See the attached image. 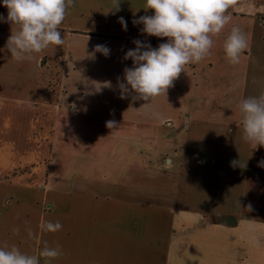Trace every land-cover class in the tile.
<instances>
[{
  "label": "crops",
  "instance_id": "1",
  "mask_svg": "<svg viewBox=\"0 0 264 264\" xmlns=\"http://www.w3.org/2000/svg\"><path fill=\"white\" fill-rule=\"evenodd\" d=\"M144 4L74 0L60 28L63 46L17 62L0 0V244L36 255L45 242L59 244L53 264H264V147L242 139L238 109L258 91L248 64L264 0L230 5L218 53L185 66L152 101L159 118L138 109L144 101L121 98L118 87L133 66L124 56L134 40L156 48L167 39L133 23L153 14ZM233 26L247 34L249 49L233 70L212 77L206 68L213 53L225 57ZM98 44L110 49L107 57L92 55ZM212 79L224 93L208 112L195 90L210 89ZM49 220L62 230L45 232L40 225Z\"/></svg>",
  "mask_w": 264,
  "mask_h": 264
},
{
  "label": "clouds",
  "instance_id": "2",
  "mask_svg": "<svg viewBox=\"0 0 264 264\" xmlns=\"http://www.w3.org/2000/svg\"><path fill=\"white\" fill-rule=\"evenodd\" d=\"M235 0H145L144 9L153 10L152 15L140 16L134 24H142L141 32L147 36L167 38L153 48L150 44L134 40L136 45L125 53L124 59H131L132 67L124 69L123 80L118 78L121 98L144 101L138 109L154 118L160 113L152 107V101L161 95L166 96L173 82L185 72V66L197 64L211 55L215 45L213 37H219L231 22L230 5ZM74 0H3L7 9L4 22L12 26L6 47L11 59L17 62L30 61L36 54L50 47H61L64 38L60 31ZM118 10V3L116 5ZM4 18L0 16V20ZM123 30L127 22L121 17L118 21ZM249 49V39L238 26H233L223 41L225 60L237 65ZM104 56L110 54L106 45L98 44L94 52ZM110 86V85H109ZM238 109L242 117V139L254 148L264 147V92L259 96L241 99ZM108 128H115V121H108ZM237 163L236 161L232 162ZM251 210V205L248 206ZM40 227L45 232L62 230L59 221H45ZM18 234L19 227H13ZM29 238L34 233L27 230ZM62 255L59 244L50 246L44 243L39 255L28 254L16 245L0 244V264H53Z\"/></svg>",
  "mask_w": 264,
  "mask_h": 264
},
{
  "label": "rangeland",
  "instance_id": "3",
  "mask_svg": "<svg viewBox=\"0 0 264 264\" xmlns=\"http://www.w3.org/2000/svg\"><path fill=\"white\" fill-rule=\"evenodd\" d=\"M224 30L226 31L228 29L225 28ZM255 36H256L255 41L256 40L258 41V43H257L258 46H257V48H255V50L253 52V56L250 59V63L248 64V67H249L250 75L254 74V71L258 72V75L256 76L258 78V80L256 82V84L258 86V88H257L258 91L256 92L255 95L259 96L262 92H264V54H262L263 50H261V48L264 47V26L261 25L258 28V31L255 32ZM213 39L215 41L214 46H216V48H217L218 37H213ZM212 52L218 53L217 50H215V49H212ZM216 53L212 54L213 58L211 59V64L212 65L214 64L213 67L207 66V68H206V72H209L212 77H215L216 76L215 74H217V73L219 75V71L221 68L228 67L231 70H233L235 67V65L228 63L225 60V57H221L219 60L218 55ZM44 64H46V63H44ZM50 67L53 68L54 66L50 65ZM54 71H52V72H54ZM218 75H217V77H218ZM57 77H58V74L53 76L52 81H51V83L53 82V85H57L59 83L58 82L59 77L58 78ZM250 78H251V76H250ZM249 83H250V81H249ZM207 86L210 87V89L200 90V91L195 90L196 91L195 92V98H198L199 100H203L206 104V106H204V107L209 112V110L211 108V104H215L216 106H218V104H219L218 102L220 100V95H222L224 93V91L221 92L218 90L217 82H215L213 79H212L211 83L208 84ZM117 157H118L117 161L120 163L126 162L128 160V159H126V157H127L126 154L119 155ZM130 161L134 162L131 158H130ZM70 176H71L70 180L75 179V176L73 175L72 172H70Z\"/></svg>",
  "mask_w": 264,
  "mask_h": 264
}]
</instances>
